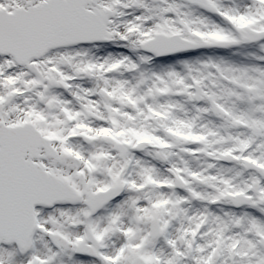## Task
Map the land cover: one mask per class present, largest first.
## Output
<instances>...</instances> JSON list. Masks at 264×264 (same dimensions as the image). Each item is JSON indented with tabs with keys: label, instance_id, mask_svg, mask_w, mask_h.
<instances>
[{
	"label": "snow or ice",
	"instance_id": "6c2138e0",
	"mask_svg": "<svg viewBox=\"0 0 264 264\" xmlns=\"http://www.w3.org/2000/svg\"><path fill=\"white\" fill-rule=\"evenodd\" d=\"M0 264H264V0H0Z\"/></svg>",
	"mask_w": 264,
	"mask_h": 264
}]
</instances>
